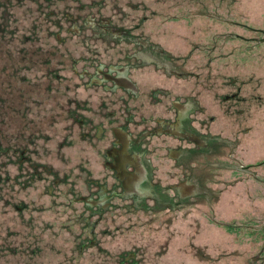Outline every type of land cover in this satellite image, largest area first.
I'll return each instance as SVG.
<instances>
[{
	"label": "rangeland",
	"instance_id": "obj_1",
	"mask_svg": "<svg viewBox=\"0 0 264 264\" xmlns=\"http://www.w3.org/2000/svg\"><path fill=\"white\" fill-rule=\"evenodd\" d=\"M242 24L264 0H0V264H264V45L236 52L264 33Z\"/></svg>",
	"mask_w": 264,
	"mask_h": 264
},
{
	"label": "flooded vegetation",
	"instance_id": "obj_2",
	"mask_svg": "<svg viewBox=\"0 0 264 264\" xmlns=\"http://www.w3.org/2000/svg\"><path fill=\"white\" fill-rule=\"evenodd\" d=\"M112 69L118 70L120 73L118 77L114 78V81L117 84V86L124 87L127 90H132V91L136 90V87L131 81V79L124 73V71H126V67L119 68L115 65H112ZM175 105L178 109L180 119L183 118L186 112L189 110V104H183L179 101H176ZM116 135L120 143L124 144V146L128 144L129 137L126 135V133L122 132L121 130H116ZM188 150L189 149H187V151ZM109 155L114 157L115 159L114 168L117 169V177H119V179L123 182V185H124V191L122 193V196L129 197L131 196V194H135V193L139 195L145 194L146 192L143 191L140 187V183H142L146 179L145 170L142 169V172H141L142 180L143 179L144 180L141 181L140 183H137V181H134V178L125 168L127 165V161L122 157L121 153L117 151V149H112ZM179 189H180L181 194L184 197V196H189L193 194L195 192L196 186L189 182H181L179 185ZM87 200L92 204H97V203L100 204L103 201V199L94 201L91 198Z\"/></svg>",
	"mask_w": 264,
	"mask_h": 264
},
{
	"label": "trees",
	"instance_id": "obj_3",
	"mask_svg": "<svg viewBox=\"0 0 264 264\" xmlns=\"http://www.w3.org/2000/svg\"><path fill=\"white\" fill-rule=\"evenodd\" d=\"M239 24L241 25V23H239ZM243 26L248 27L255 32L263 33V31H264V30H261V28H252V27H249L246 25H243ZM236 35L239 38V39H237L239 44L236 46V50H237L236 52H249V53L255 54V52H257L256 47H260V46L264 45V42H260L258 39L246 38V37H244L242 35H238V34H236ZM211 153H213V152H211ZM208 154H209V152L207 149H201V148L194 147V148H191L188 151H186L181 156V158H180L181 160L179 159L178 162H180L182 164L183 170L185 172H190V173L194 174L197 171L200 172L202 170L203 164H199V158L206 161L205 165L210 164L207 162ZM263 163H264V161H261L257 164L249 165V167L255 166V165H260ZM212 172H213V169H210V174ZM194 181L196 182L195 179H194ZM87 229H88L87 231H90L89 227ZM87 233H89V232H87Z\"/></svg>",
	"mask_w": 264,
	"mask_h": 264
},
{
	"label": "water",
	"instance_id": "obj_4",
	"mask_svg": "<svg viewBox=\"0 0 264 264\" xmlns=\"http://www.w3.org/2000/svg\"><path fill=\"white\" fill-rule=\"evenodd\" d=\"M263 33H264V31H263ZM259 41L264 42V37L259 38Z\"/></svg>",
	"mask_w": 264,
	"mask_h": 264
}]
</instances>
